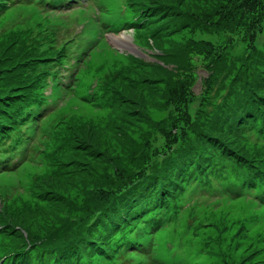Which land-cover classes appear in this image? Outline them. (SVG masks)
Returning a JSON list of instances; mask_svg holds the SVG:
<instances>
[{"label": "rangeland", "instance_id": "1", "mask_svg": "<svg viewBox=\"0 0 264 264\" xmlns=\"http://www.w3.org/2000/svg\"><path fill=\"white\" fill-rule=\"evenodd\" d=\"M121 1L127 7L125 14L119 12ZM148 4L158 9L147 13L149 21L138 32L136 11L148 9ZM91 5L79 11L73 8L72 15L81 13L75 20L67 13L71 23L80 24L102 11L105 23L104 29L96 23L88 28V49L94 50L83 65V56L76 65H82L80 85L70 90L72 86L61 88L53 82L46 91L53 105L47 119L56 123L76 114L82 125L91 126L75 130L77 124L71 123L76 146L70 145L59 169L48 166V153L57 151L63 132L46 144L42 139V151L31 148L28 160L40 158V162H21L14 172L0 175V191L11 198L5 207L22 233L19 236L15 228L0 232V264L6 252L24 245L39 251L36 244L41 243L34 238L54 234L65 216L73 221L67 226L73 229L66 240L79 238L85 224L97 222L100 213L95 207L103 196L112 200L127 189V183L142 181L167 159L181 154L187 143L211 135L223 136L250 160L241 164L222 158L209 141L203 156L211 159L204 162L203 170L196 169L166 200L170 222L154 231L153 257L157 264H264V190L257 179L254 191L245 187L248 172L259 174L264 166V118L250 117L239 131L238 122L229 123L238 105L243 108L239 116L247 113L243 91L248 88L257 99L264 89V0H93ZM12 7L0 26L19 20L22 13L32 22L49 23L59 44L70 38L72 31L61 26L68 20L59 15L66 10ZM80 30L81 25L76 26L75 31ZM123 34L130 38V46L111 43L112 36ZM75 45L73 40L69 46ZM49 47L41 43L38 52ZM56 67L53 64L51 71ZM118 70L111 82L117 81L112 88L115 97L109 93V100L106 94L107 100L99 103L85 99L103 74ZM80 97L88 101L82 109H78ZM62 127L60 123L57 129ZM39 137L34 134L32 142ZM56 154L60 157L61 150ZM116 236L109 241L113 249L109 257L93 255L90 245L82 243L78 264H155L132 248L119 247L122 241L118 246ZM35 251L30 250L31 258ZM59 251L53 248L45 258L52 261L60 257ZM115 252L120 256L115 257Z\"/></svg>", "mask_w": 264, "mask_h": 264}, {"label": "trees", "instance_id": "2", "mask_svg": "<svg viewBox=\"0 0 264 264\" xmlns=\"http://www.w3.org/2000/svg\"><path fill=\"white\" fill-rule=\"evenodd\" d=\"M71 3L78 8H86V5L83 3L79 4L76 0H0V21L7 15L8 10L12 6L15 7L14 9L19 5L26 8L36 7L44 11L56 10L59 7L69 6ZM147 7L149 8H142L143 10L139 9L136 11L140 22L134 28L138 32H140L139 28L145 27V20L149 21V18L147 19L146 17L149 16L147 13L158 9L156 5L148 4ZM46 17L48 16H45L43 20ZM20 18L23 20H20ZM20 18L17 21H5L4 25L0 26V175L14 172L15 168L18 167L17 165L21 162L29 164L40 162L42 160L40 158H38V162L34 158L28 160L31 148L35 146L42 151L43 146L41 145L42 148L40 146L43 142L42 139L45 138L43 144H46L53 136L63 132L61 137H58L57 151L48 153V166H56L52 170L59 169L62 157L68 151L70 145L72 144L73 146L74 142H76L75 132L72 131L71 123H73V126L77 124L76 128H74L75 130L91 126L86 122L83 123L88 125H82L80 118L76 117V114L70 117L65 115L60 122L56 123L51 119H47L53 105L50 104L49 101L51 99H47L48 94H46L47 88L53 85V82L58 87L61 86V88L72 86L70 90L73 87L76 90L75 85H80L77 78L79 71L87 60L89 51L94 50L92 46L88 49L89 39L84 35L80 36L79 40L76 39L80 45H76V49H70L68 45L59 44L56 41L57 35L53 32V27L49 23L32 22L30 21V16H27V18L23 17L22 13H20ZM69 24V22H66V25L61 26L67 28ZM134 25L135 23L133 22L132 26ZM84 30L88 31V28L86 27ZM153 33L155 32L153 31ZM41 43H45L50 47L38 52L37 46L39 47ZM82 51L85 54L79 55ZM80 58H82L81 62L84 61L81 66L79 65L76 68L75 65L80 63ZM53 64L58 65L60 69L64 67L66 73L60 74L59 70L51 71ZM118 75L119 70L117 72L108 71L107 74H103L93 91L87 94L85 99L91 103L110 100L109 93L114 96L112 88L117 81L111 82ZM66 79L67 81H64ZM255 88L256 86L254 85ZM262 90L261 97L257 99L254 98L255 93L250 94L248 88L246 92L243 91L242 105L246 107L245 112L247 113L239 116L242 115L239 109L243 108L238 105L239 108L235 111L236 115H233L229 122L230 124L238 122L237 131L245 128L244 122L248 121L250 117L264 118V89ZM85 99L82 97L80 99L77 98L78 107L80 106L78 109H82L84 103H88ZM76 120L79 122H72ZM43 123L44 125H42ZM60 123L63 127L58 130ZM233 128L234 125L231 128L232 133ZM71 132L74 134L72 135ZM44 133H47L48 137H45ZM34 134H39L40 137L32 142ZM70 136L71 141H69ZM207 137L209 138L208 140H197L194 144L187 143L184 149L180 150L181 154L167 159L162 167L156 169L152 175L144 176L142 181H132V184L127 183V189L120 194H115L112 200L108 196L105 198L103 196L100 203L95 207V210L100 213V216L96 219L97 222L91 226L90 224H85L84 232L77 235L80 236L79 238H75L72 241L66 240L65 237L69 235L68 231L72 232L73 229V226H67L73 221L65 216L64 223L62 220L54 234L48 236L45 234L41 238H34L32 233H28L29 241L34 242L33 238L36 241H40L41 244H36L39 251L36 252L33 247L24 245L16 251L10 250L6 252L3 255L6 260L1 262V264H78V262H82L78 261V249L82 246V243L90 245L88 247L89 252H92L93 255L96 253V255L105 256L106 254V257H109L111 256L109 251L112 249L109 241L116 235L117 245L122 241L120 246L118 245L119 247L126 248L125 251L132 248L134 252L145 256L150 263L157 264V260L153 257V251L157 249L154 231L164 226L166 222H170L169 217L171 214H168L167 209H165L166 200L169 199V195L174 189L180 187L184 180H190L192 173L196 169L203 170L204 162H208L211 159V156H203L207 151L206 146L209 141H211L213 148L221 152L222 158L235 159L241 164L250 160V157L246 156L242 149L239 150L230 146L227 142L228 140L223 136L211 135ZM59 150H61L60 157L56 154ZM32 156H34V153ZM193 157H197V160H194ZM46 160L48 159L46 158ZM194 161H196L195 167ZM173 171H177L175 176L172 174ZM259 171H261L259 174H253L254 171L252 169L248 172L246 178L248 182L245 187H248L251 191H254L252 188L256 179L259 180L258 187L264 190V166H261ZM164 179L169 180L168 184L161 183ZM158 185L160 187L159 190L157 189ZM173 193L170 199L174 196ZM0 194H3V196L0 195L2 201L0 204V206L2 205L0 207V232L6 234L7 232H12L15 228L18 235L21 236L22 233L16 228V223H13L14 217L12 213L5 207V203L11 198L9 196L5 197L7 194L1 191ZM106 204L107 206H105ZM65 242L66 245H64ZM53 248L61 251H59L60 257H55L51 261L49 256L45 258V254L49 253ZM32 249L36 253L34 258L30 257L32 254H29ZM72 251L74 253L68 255ZM111 251L113 252V249ZM115 253V257L120 256V253L119 255L118 252ZM72 259L75 263L70 262Z\"/></svg>", "mask_w": 264, "mask_h": 264}, {"label": "bare ground", "instance_id": "3", "mask_svg": "<svg viewBox=\"0 0 264 264\" xmlns=\"http://www.w3.org/2000/svg\"><path fill=\"white\" fill-rule=\"evenodd\" d=\"M111 43L113 42L114 44L118 45H124V46H130V38L127 35H120V36H112L110 39Z\"/></svg>", "mask_w": 264, "mask_h": 264}]
</instances>
